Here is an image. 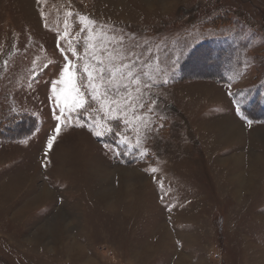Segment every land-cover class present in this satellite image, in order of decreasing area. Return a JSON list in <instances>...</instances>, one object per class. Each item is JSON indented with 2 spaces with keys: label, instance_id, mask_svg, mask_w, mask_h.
I'll return each mask as SVG.
<instances>
[{
  "label": "rangeland",
  "instance_id": "374dc122",
  "mask_svg": "<svg viewBox=\"0 0 264 264\" xmlns=\"http://www.w3.org/2000/svg\"><path fill=\"white\" fill-rule=\"evenodd\" d=\"M69 43L136 61L127 135L48 147ZM0 264H264V0H0Z\"/></svg>",
  "mask_w": 264,
  "mask_h": 264
},
{
  "label": "snow or ice",
  "instance_id": "6c2138e0",
  "mask_svg": "<svg viewBox=\"0 0 264 264\" xmlns=\"http://www.w3.org/2000/svg\"><path fill=\"white\" fill-rule=\"evenodd\" d=\"M89 23L94 22L89 21ZM113 38H115L114 33ZM117 43L123 46L126 42L121 39ZM106 50L107 49H105V51ZM68 51H70L72 56L76 59L75 61L68 59L64 60L63 67L59 72V80L51 82L52 90L55 91L58 84H67L72 86L77 96L74 98L71 106L65 104L59 107V114L54 113L56 122L53 125V134L47 140L48 147H52L56 136L61 132L62 118L65 122L70 119H77L78 126L87 127L96 137L111 135L119 139L122 135H127V131L121 130L120 123V113L125 111V109L117 105H119L121 99L126 97L133 84L142 82L140 73L138 71L135 73L133 72V69L136 67V61L125 63L126 59H130V54L117 49L115 46H113V50L109 54L107 63L103 59L97 60L95 53L89 55L87 48H85L83 55L88 56L90 64L82 69L80 67V62L83 56L78 53L77 48L73 47L72 43H69L68 48L62 50V57ZM117 76L124 82H116ZM77 77L79 88L73 84L74 78ZM85 89H87V91H85ZM229 95L231 96L234 94L229 93ZM233 103L236 114L246 119L240 107L242 101L235 100ZM106 104L108 105L109 113L112 111L117 113L115 116H108V119L113 122L112 126H109L107 123L102 125L97 120L80 121L79 117L81 113L89 114L93 111L100 112L104 109ZM66 108L67 113L65 111ZM247 122L249 124L252 123L251 120ZM124 128L127 129V120L124 122ZM121 143H125V141H121ZM153 171L155 170L153 169Z\"/></svg>",
  "mask_w": 264,
  "mask_h": 264
},
{
  "label": "trees",
  "instance_id": "16d2710c",
  "mask_svg": "<svg viewBox=\"0 0 264 264\" xmlns=\"http://www.w3.org/2000/svg\"><path fill=\"white\" fill-rule=\"evenodd\" d=\"M36 127H37V123L35 122V125H34L33 130L30 131L29 133H25V134L20 135V136H19V139H23V138L28 137L31 133H33V132L36 130Z\"/></svg>",
  "mask_w": 264,
  "mask_h": 264
}]
</instances>
